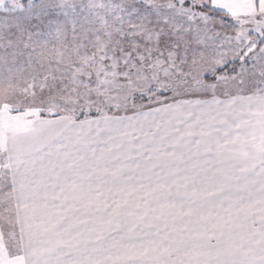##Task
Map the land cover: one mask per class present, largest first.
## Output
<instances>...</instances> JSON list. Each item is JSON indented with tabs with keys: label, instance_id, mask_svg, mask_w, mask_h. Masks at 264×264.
Listing matches in <instances>:
<instances>
[{
	"label": "snow or ice",
	"instance_id": "snow-or-ice-1",
	"mask_svg": "<svg viewBox=\"0 0 264 264\" xmlns=\"http://www.w3.org/2000/svg\"><path fill=\"white\" fill-rule=\"evenodd\" d=\"M0 264H264V0H0Z\"/></svg>",
	"mask_w": 264,
	"mask_h": 264
}]
</instances>
